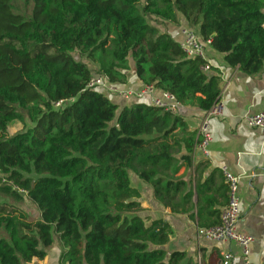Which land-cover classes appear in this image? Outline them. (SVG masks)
Instances as JSON below:
<instances>
[{
	"label": "trees",
	"instance_id": "16d2710c",
	"mask_svg": "<svg viewBox=\"0 0 264 264\" xmlns=\"http://www.w3.org/2000/svg\"><path fill=\"white\" fill-rule=\"evenodd\" d=\"M15 1L0 0V198L25 193L41 216L0 199V264L44 259L54 235L67 248L61 264H197L184 263L186 252H167L171 225L142 216L130 174L198 227L219 225L229 202L220 168L202 179L210 165L202 160L188 181L175 176L179 163L193 164L199 131L155 104L118 112L88 87L95 72L72 53L119 85L129 82L123 68L133 54L144 84L208 111L220 99L221 75L204 71L207 60L187 56L146 16L173 23L183 16L230 66L253 75L264 70V0H26L28 11ZM21 110L33 125L11 135ZM216 254L203 264H222Z\"/></svg>",
	"mask_w": 264,
	"mask_h": 264
},
{
	"label": "crops",
	"instance_id": "0c3cea01",
	"mask_svg": "<svg viewBox=\"0 0 264 264\" xmlns=\"http://www.w3.org/2000/svg\"><path fill=\"white\" fill-rule=\"evenodd\" d=\"M180 17V24H186L185 18ZM169 28L166 32L175 40L183 39L179 25L171 23ZM206 59L211 66L206 72L221 74V112L212 116L210 120L213 140L209 144L208 154L196 148L192 157L193 164L179 163L180 170L175 176L188 181L194 175L195 164L202 160L210 161L208 167L201 168L202 179L215 168H220L223 173V166H227L232 173L240 176L239 230L254 239L250 247V264H264V133L247 126L244 121L246 114L264 110V70L248 75L240 68L230 66L224 54L214 50L212 45L206 46ZM128 77V84H117L120 89L140 90L145 86L135 71L132 74L128 73ZM111 100L122 108L135 102L151 103L152 96L136 100L135 97L127 98L121 93H115ZM176 113L185 119L191 130H198L206 116L205 110L183 104ZM178 151L176 150L175 153ZM130 175L132 184L141 192L144 208L142 216H150L152 219L162 218L171 225L170 240L164 246L168 253L186 252L184 263L190 259L197 263L198 260L213 262L217 258L216 253L222 256L230 252L233 255L232 264H247L242 258L243 247L238 242H218L201 235L196 222L188 214L176 213L170 207L162 205L155 199L150 185L135 174Z\"/></svg>",
	"mask_w": 264,
	"mask_h": 264
},
{
	"label": "built area",
	"instance_id": "2783aa9c",
	"mask_svg": "<svg viewBox=\"0 0 264 264\" xmlns=\"http://www.w3.org/2000/svg\"><path fill=\"white\" fill-rule=\"evenodd\" d=\"M183 39L179 41L181 47L189 57H200L206 59V46L211 45V39H203L197 30L191 27H184L181 29ZM204 71H209L211 66L209 63L203 67ZM221 75V74H220ZM88 87L93 88L99 92L106 94L109 98L113 97L115 93H121L125 97H135L136 100H142L147 96H152V102L162 107L164 110L177 112L182 105L176 96L168 91H163L156 88L154 85L145 84L140 90L120 89L119 85L113 84L109 78L102 74L93 75L88 83ZM64 101L56 103V107H60ZM222 108L220 99L208 111H205L206 116L200 123L198 131L201 135V142L198 144L199 148L204 154H208L209 144L213 140V135L210 127V120L212 116L219 115ZM244 121L247 126L259 129L264 133V110L249 113L244 116ZM226 181L229 184V202L222 211L221 223L211 228H198L201 235L211 238L218 242L235 241L243 247L242 258L245 263L250 264L249 255L251 252V242L254 240L251 236L242 233L239 230V221L241 213V196L239 193L240 176L232 173L227 166L222 167ZM222 259V264H232L233 255L228 252L225 253ZM197 264H203L202 260H198Z\"/></svg>",
	"mask_w": 264,
	"mask_h": 264
},
{
	"label": "rangeland",
	"instance_id": "374dc122",
	"mask_svg": "<svg viewBox=\"0 0 264 264\" xmlns=\"http://www.w3.org/2000/svg\"><path fill=\"white\" fill-rule=\"evenodd\" d=\"M14 4H15V7L17 10L22 9L23 11H25L28 8L26 0H16L14 2ZM146 18H147L148 22L158 26L160 31H162V32L169 31V29H170L169 27L171 26V23H173L170 21H164L162 19H155V18L150 17V16H146ZM180 22L179 23H173V24L179 25V27H181V29L184 27H191V28H194L195 30L198 29L197 26H192L189 23L180 24ZM109 34H110V37L116 35L114 30H111V32H109ZM141 48L145 49L146 47L144 44H142L140 47L137 48V52ZM72 55L75 59L86 62L92 68L93 72H95L94 75L97 74V65L94 61L90 60L86 56H82L79 51H74L72 53ZM135 64H136L135 57L133 56V54H131L127 59V63L124 65L123 70H125L129 74H132L133 71H135ZM120 108H121V106L119 105L118 110ZM20 112L23 116H21L18 120L14 121L8 128V132L11 135L16 134L20 131H25L33 125V123L30 121V119H28L27 116H25V112L23 110H21ZM114 123H115V121H114ZM0 199H2V200L6 199L8 202L19 206L32 219H38L41 216L39 208L26 196L25 193H23V198L20 199L19 201L15 200L13 198H2L1 197ZM54 237H55L54 244L52 246L46 248V253H47L46 257L44 259L36 261L37 264H61V257L67 248L62 243V241L58 238L57 235H54ZM33 262H35V260L32 261L31 263H28V264H32ZM36 262L34 264H36Z\"/></svg>",
	"mask_w": 264,
	"mask_h": 264
}]
</instances>
